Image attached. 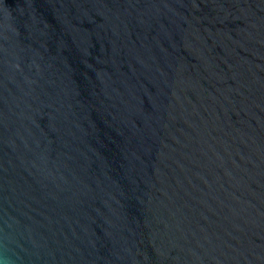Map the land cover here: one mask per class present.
<instances>
[{
  "label": "water",
  "instance_id": "obj_1",
  "mask_svg": "<svg viewBox=\"0 0 264 264\" xmlns=\"http://www.w3.org/2000/svg\"><path fill=\"white\" fill-rule=\"evenodd\" d=\"M2 264H264V0H0Z\"/></svg>",
  "mask_w": 264,
  "mask_h": 264
},
{
  "label": "clouds",
  "instance_id": "obj_2",
  "mask_svg": "<svg viewBox=\"0 0 264 264\" xmlns=\"http://www.w3.org/2000/svg\"><path fill=\"white\" fill-rule=\"evenodd\" d=\"M0 264H2V262H0Z\"/></svg>",
  "mask_w": 264,
  "mask_h": 264
}]
</instances>
